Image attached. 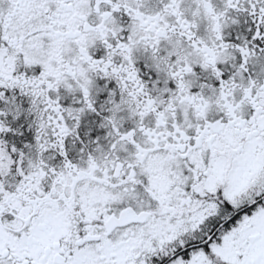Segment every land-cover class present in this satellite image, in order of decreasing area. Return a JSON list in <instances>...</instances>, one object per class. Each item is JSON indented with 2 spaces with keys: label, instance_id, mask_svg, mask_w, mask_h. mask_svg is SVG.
Masks as SVG:
<instances>
[{
  "label": "snow or ice",
  "instance_id": "snow-or-ice-1",
  "mask_svg": "<svg viewBox=\"0 0 264 264\" xmlns=\"http://www.w3.org/2000/svg\"><path fill=\"white\" fill-rule=\"evenodd\" d=\"M0 264H264V0H0Z\"/></svg>",
  "mask_w": 264,
  "mask_h": 264
}]
</instances>
